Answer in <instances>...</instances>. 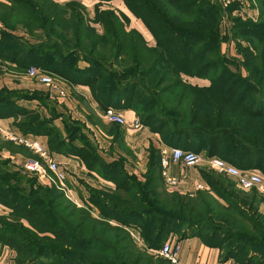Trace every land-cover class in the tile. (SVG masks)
I'll use <instances>...</instances> for the list:
<instances>
[{
	"label": "trees",
	"instance_id": "trees-1",
	"mask_svg": "<svg viewBox=\"0 0 264 264\" xmlns=\"http://www.w3.org/2000/svg\"><path fill=\"white\" fill-rule=\"evenodd\" d=\"M123 1L145 23L155 45L138 29H129L127 14L112 6L98 5L90 17L79 0H6L0 1V21L5 26L0 59L15 63L22 71L35 65L71 84L89 86L102 110L110 106L135 110L143 125L169 147L219 157L264 174L263 0H258V21H237L225 35L222 7L211 0H166L173 8L181 5L201 17L189 25L179 23L176 15L155 0ZM241 36L246 37V45L238 40ZM228 39L235 41L238 56L234 58L245 63L249 78L234 75L226 65L223 45ZM128 60L133 64L125 67ZM217 70L228 75L223 79L226 86L211 88L216 94L183 79L184 74L208 78ZM203 90H208L205 98L200 96ZM19 98L32 99L0 91V118L14 117L25 135L47 136L51 152L77 156L90 170L113 180L116 188L91 190V206L99 217L77 207L55 186H39L46 197L32 191L27 194L10 183L1 169L10 164L2 158V149H14V145L0 140V203L11 207L17 219L0 220V243L23 255L16 259L18 264H59L65 257L67 264H171L152 251L160 249L170 235L179 241L199 237L219 248L225 259L264 264V215L255 205L260 196L257 188L248 189L250 193L233 190L222 177L208 171L210 190L194 195L170 192L158 150L151 149L145 179L140 180L119 164L109 167L92 139L80 137L78 123L65 120L62 130L55 124L58 114L54 110L44 116L39 109L19 105ZM170 104L175 113L168 111ZM77 138L84 144H75ZM128 228L140 230L145 248L134 242ZM47 230L59 236L53 245H45L52 238L43 237ZM47 250L56 254L53 259L42 256Z\"/></svg>",
	"mask_w": 264,
	"mask_h": 264
},
{
	"label": "crops",
	"instance_id": "crops-1",
	"mask_svg": "<svg viewBox=\"0 0 264 264\" xmlns=\"http://www.w3.org/2000/svg\"><path fill=\"white\" fill-rule=\"evenodd\" d=\"M0 1L5 2L6 0ZM58 1L68 2L69 0ZM82 2L86 5L87 9L90 8L89 6H93L94 10L98 5L100 8H108L112 6L113 8L127 14L130 19L132 18L128 11H125L123 8L125 6L123 0H111L105 3H101L99 0H83ZM134 22L135 28H137L147 39L151 32L145 23L139 18L135 19ZM3 30H5V26L0 21V41ZM15 33L18 35L22 34L20 31H16ZM80 64L81 66H84L85 62ZM53 76L57 79V82L62 89L65 90V95H60L55 89L41 83L38 79L30 77L27 74V71H22L15 63L0 59V91L8 90L17 94L18 97L19 95L30 96L32 99H18L19 105L28 108L38 109V104L43 101L47 102V104L43 102L42 110L39 111L44 116H50L51 110H54L58 114L57 117H55V124L62 130L65 128V120L70 123H78L81 129L80 137L81 135H85L92 139L91 141L97 148L96 150L100 157L109 167L116 166L115 168H117L119 164L128 174L135 175L140 180H144L149 166L151 156L150 151L154 148L158 150L161 155L162 176L165 187L168 191L194 195L196 192L200 191L195 190L198 184L204 186L201 190L210 189L206 179V172L209 171L210 167L204 161L198 165L190 167H187L180 162L176 163L170 161L168 166L164 168L162 166L163 150L169 146L161 141L159 134L152 132L148 127L133 129L129 126L108 123L102 117V109L94 100L89 86L74 85L64 78L55 75ZM122 111L124 112L125 117L129 120L138 116L133 109ZM15 123L16 119L14 117L0 118V127H4L17 134H24L17 128ZM26 135L37 138L49 149L47 136L34 134ZM75 142V144L78 145L84 144L80 138H77ZM13 145L14 149H2L1 154L4 158H26L35 155L29 148L21 144L13 143ZM32 153L34 155H32ZM52 154L65 168L67 173L66 184L69 187L70 194L79 201L78 205L83 203L91 206L90 192L93 189L103 191L115 190L116 184L113 180L103 177L95 170H90L77 156L54 151ZM163 171L166 172L168 177H174L179 181L178 188L170 187L166 183L167 176L163 174ZM0 208L4 209L1 204ZM112 223L116 224L113 221ZM128 231L139 239V243H142L139 229L128 228ZM173 237L177 238L175 235L171 236V238ZM179 242L182 247L180 256L181 264H244L236 258L225 259L222 257L219 248L206 244L199 237H190L180 240ZM5 255H8L9 257V249L6 245L2 246L0 244L1 259H3Z\"/></svg>",
	"mask_w": 264,
	"mask_h": 264
},
{
	"label": "rangeland",
	"instance_id": "rangeland-1",
	"mask_svg": "<svg viewBox=\"0 0 264 264\" xmlns=\"http://www.w3.org/2000/svg\"><path fill=\"white\" fill-rule=\"evenodd\" d=\"M161 1H163V0H155V4L156 5L160 4L161 6L164 5V8L166 9V11L172 13L171 15H176L177 16V21H179V23H184V24H188L189 25L190 23H194L195 19H198V18L201 19V17H197L194 13H192V11H193L192 9H184V7H182L181 5H175L176 7L173 8L172 6L168 5L166 0H164V2H162V3H160ZM211 1L214 2V4H217V5L222 7L221 9H222V13L224 14V18L221 21V31H222L223 35L229 34V31L232 28L233 24L234 23H238L237 21L242 22L243 20L246 21V20H250V19H253L254 21H258V19H259L260 4H259L258 0H211ZM57 2H60V1L57 0ZM60 3H65V2L62 1ZM263 3H264V0H263ZM125 6H126V4H125ZM125 6L123 7L124 10L128 11L129 15L132 17L131 18L132 20H131V19H128L127 15L125 16L126 22L130 25V26H128V28L129 29L130 28L131 29H137V28H135V22H134L135 19H138L136 14L133 13L132 11H130L127 6L125 8ZM89 7L90 8L87 9L88 14L90 15V17L91 16L93 17L95 15L94 7L93 6H89ZM181 19H183V20H181ZM235 19H239V20H235ZM196 24H197V22H196ZM97 27L100 29V31H102V27L100 25L97 24ZM161 29H163V28H161ZM22 34H24V33H22ZM160 34L166 35L167 31H162ZM149 35L151 36V37L150 36L147 37L149 44L150 45H155L156 44V40L152 36V33L149 34ZM245 38L246 37L241 36V37H238V40L241 41V43L246 45L247 42L244 40ZM30 40L32 42H36V40L32 39V38H30ZM231 42L232 41H230V39H228L227 42L224 43L223 52L225 54V57L228 60L226 62V65L229 66V68L232 71H234V75H236V76L238 75V76L243 77V78L244 77H248L247 70H246V67H245V63H243L242 61H239V60L234 58V57L238 56V54H237L236 48H235V46H236L235 45V41H233L232 43ZM126 63L127 64L125 65V67H128L129 63H131V65L133 64V61L132 60H130V61L128 60ZM261 66H263V65L261 64ZM218 71L220 72L221 70H217V72ZM217 72L216 73H210L208 78L193 77V76L184 74L183 75V79H184L185 82L198 84L201 87L203 86L205 88H208V90L213 88V87H215V89H216L217 86H220V87L226 86L227 83H224L223 79L228 75V73L224 74V72L221 71L220 74H218ZM231 73L233 75V72H231ZM232 75H231V77H232ZM262 77H264V74H262ZM215 89H211L210 93L211 94H214V93L216 94L218 91L215 90ZM207 91L203 90V92L200 94V96L202 98H205V95H206ZM38 106H39L38 109L42 110L43 103L38 104ZM167 108H168V111L171 112V113H175L176 112L173 109H171V104L168 105ZM32 109H34V108H32ZM262 131H261V133H262ZM0 140H2V141H7L8 140V142L10 141L12 143H15V142L7 139L1 132H0ZM1 156L4 159L2 154H1ZM30 157H33V156H30ZM16 158H18V157H16ZM9 160H10V162H9L10 163L9 164L10 167L9 166L5 167V168L1 167V169L8 174V176H9L8 181H10V183H12L13 185H16L19 188H22L25 192H28L27 194H29V192L32 191V194L38 193L37 195H42V196L46 197L47 195L43 194V192L40 190V188H43V187H39V186H43V185H45V186L46 185L47 186H55V189L57 191L59 190V191L63 192L65 197L70 202L74 203L77 207L85 208V209L89 210L93 214V216L95 215L96 217H99V212H98V210L95 207L93 208L92 206H89V205H86V204H83V203H80V205H78V204H76V202L74 200L70 199L67 196V194H66L65 187L63 185H61L60 183L55 182L56 184H54L53 182H48V181L44 180L42 178V176L39 175V173L30 172L29 170H27V169H25L23 167L17 166L15 164V161L13 160V158H10ZM43 164H44L45 168L47 169L46 164L45 163H43ZM18 171L21 172L22 174H20ZM22 171H24V172H22ZM209 173H212L213 176L217 177L218 179L222 177L226 181V182H224V180H223V182L226 183L227 186L229 185V187H231L233 190L244 191V192H248V193H250L251 190H252V189L251 190L242 189L234 178L226 176V175H224L222 173H219L218 171H216V170H214L212 168L209 169ZM35 179H36V181H35ZM158 188L160 189V187H158ZM254 188H256V187H254ZM257 192L260 194V196H258V200L259 201L255 205L258 206L259 212L263 213V215H264V191H260L259 189H257ZM54 195H55V193H54ZM48 197H52V194L50 193L48 195ZM0 204L2 205V207H4V209L0 208V220L1 219H8L9 221H14V222L17 221V219L15 217L16 214H14L13 209L11 207L3 205L2 203H0ZM255 205H254V208H255ZM52 207L56 211H58V209L56 208V206L54 204H52ZM23 222L27 226L31 227L30 223L27 220H23ZM42 235H43V237L44 236H48V235L52 237L51 239H47L45 237L47 239V241H48L47 242L48 244H45V245H53L55 243L54 241H57L56 237L58 235L51 233L50 230H47V231L43 232ZM130 235L133 238L134 242H136L141 248H145L143 242L139 243L138 242L139 239H137L132 234H130ZM43 241H45V240H43ZM56 243L60 244L59 242H56ZM0 244L2 246L5 245L3 243H0ZM60 245H61V247L65 246V244L63 246V243H61ZM67 246H69V245H67ZM6 247L9 249V254L10 255H9V257H8V255H5L3 257V259H1V257H0V261H1L0 264H18L16 262L17 261L16 259L18 257H23V255H20L17 251L12 249L8 245H6ZM42 254H43L42 256L48 255L49 259H53L54 258L53 256L56 255L53 251H50V250L44 251ZM57 255L58 256H63L62 253H59ZM163 258L166 259L167 261H169V263L174 264L169 259H167L165 257H163ZM43 259H47V258L43 257ZM66 259H67L66 257L65 258H61L60 261H62V262H57V263H59V264H67ZM51 264H53V263H51Z\"/></svg>",
	"mask_w": 264,
	"mask_h": 264
},
{
	"label": "built area",
	"instance_id": "built-area-1",
	"mask_svg": "<svg viewBox=\"0 0 264 264\" xmlns=\"http://www.w3.org/2000/svg\"><path fill=\"white\" fill-rule=\"evenodd\" d=\"M27 74L32 78L38 79L48 87L55 89L60 95L66 94L65 90L57 82V79L45 69L32 65L29 67ZM101 114L108 123L129 126L133 129L144 128L138 116L129 120L125 117L122 110L112 106L102 110ZM0 132L7 139L29 148L36 155L27 158H13L17 166L23 167L30 172L39 173L48 182H53L54 184H56L55 182L60 183L65 187L67 196L78 204L79 201L70 194L69 187L66 184L67 173L65 168L54 158L52 152L45 144L30 135L17 134L4 127H0ZM170 161L180 162L187 167L198 165L204 161L210 168L234 178L241 188L248 190L256 187L260 191H264V174L259 169H242L222 158H209L202 153L184 150L180 147H167L163 150L162 166L166 168ZM43 163L46 164L47 169ZM163 174L167 176L165 171H163ZM166 183L173 188L179 187V181L174 177L167 176ZM203 188L204 186L202 184H198L195 190L198 191ZM152 251L157 255L169 259L174 264H181L180 256L182 247L179 240L175 237H168L160 249Z\"/></svg>",
	"mask_w": 264,
	"mask_h": 264
}]
</instances>
